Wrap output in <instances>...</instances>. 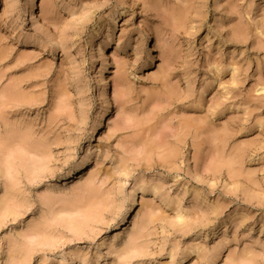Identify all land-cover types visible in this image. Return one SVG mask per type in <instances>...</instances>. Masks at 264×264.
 Here are the masks:
<instances>
[{
    "label": "rangeland",
    "instance_id": "1",
    "mask_svg": "<svg viewBox=\"0 0 264 264\" xmlns=\"http://www.w3.org/2000/svg\"><path fill=\"white\" fill-rule=\"evenodd\" d=\"M28 8L0 0V264H264V0Z\"/></svg>",
    "mask_w": 264,
    "mask_h": 264
},
{
    "label": "bare ground",
    "instance_id": "2",
    "mask_svg": "<svg viewBox=\"0 0 264 264\" xmlns=\"http://www.w3.org/2000/svg\"><path fill=\"white\" fill-rule=\"evenodd\" d=\"M27 4V3H26ZM25 6H27V5H25ZM32 7H33V0H29V10L30 9H32ZM26 8V7H25ZM26 11V10H25ZM28 14V13H27ZM116 22V21H115ZM106 81V80H105ZM104 81V82H105ZM106 83V82H105ZM108 83V82H107ZM103 85V84H102ZM105 86V85H104ZM109 101V100H108ZM111 102V101H110ZM106 104V103H105ZM107 104H109V103H107ZM112 105V104H111ZM105 107H106V105H105ZM107 108V107H106ZM105 111H107V109L105 110ZM102 119V118H101ZM100 120V119H99ZM97 124H98V122H97ZM102 124V123H101ZM100 125V124H99ZM89 160V159H88ZM90 161V160H89ZM135 197H136V195H135ZM134 198V197H133ZM134 201V200H133ZM135 202V201H134ZM132 203V202H131ZM130 208V207H129Z\"/></svg>",
    "mask_w": 264,
    "mask_h": 264
}]
</instances>
